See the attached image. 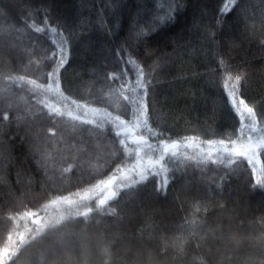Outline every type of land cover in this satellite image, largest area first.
<instances>
[{
	"label": "trees",
	"instance_id": "1",
	"mask_svg": "<svg viewBox=\"0 0 264 264\" xmlns=\"http://www.w3.org/2000/svg\"><path fill=\"white\" fill-rule=\"evenodd\" d=\"M222 4L223 0H0V117L8 116L0 119V252L5 247L13 250L8 240L11 222H2L5 216L34 211L59 195H84L82 189L95 181L88 175L82 179V173L90 171L89 165H98L96 157L107 156L113 147L103 138L88 137L87 143H81L70 121L43 118L38 101L63 109L60 98L50 93L34 96L29 91L32 86L23 88L25 83L8 77L42 83L50 70L45 57L56 47L53 41L66 38L68 62L60 72L64 94L81 102L91 99L93 108H106L115 115L122 109L113 106L111 89L135 78L134 68L126 63L134 57L146 73L155 67L149 86L152 127L172 139L198 136L197 143L209 149L203 141L234 134L238 127L221 86V58L235 71L247 73L244 96L264 113V46L260 44L264 0H237L220 18ZM45 21L62 36L36 32L35 27H44ZM85 46L86 52L97 51L95 57L83 56ZM111 74H119L120 81H110ZM101 114L89 113L88 118L99 121ZM197 151L181 148L188 155ZM222 155L214 153V158ZM38 161L47 162L57 176L60 168L76 165L63 185L55 179L56 188L65 191L53 188ZM255 162V175L244 161L217 162L203 170L190 166L149 177L143 191L130 197L122 192L119 202L109 203L116 216H97L99 223L69 226L63 239L58 233L43 245L28 246L17 264H40L38 258L55 241L66 245L64 251L43 264H105L100 251L105 242L111 245L109 264H194L207 258L208 248L215 253L209 264H264V188L256 186L257 178L264 179L260 176L264 154ZM165 178L169 183L157 193ZM88 194L94 196L95 191ZM66 207L50 206L53 215ZM23 220L21 229L14 231L16 242L21 232L28 238L26 228L37 227L31 218ZM189 221H195L194 232ZM210 231L228 239L214 241L206 235ZM201 238L204 244L197 247ZM232 238L239 240L238 248L232 247ZM177 241L182 252L173 247ZM165 246L167 251H162Z\"/></svg>",
	"mask_w": 264,
	"mask_h": 264
},
{
	"label": "snow or ice",
	"instance_id": "2",
	"mask_svg": "<svg viewBox=\"0 0 264 264\" xmlns=\"http://www.w3.org/2000/svg\"><path fill=\"white\" fill-rule=\"evenodd\" d=\"M237 0H223L220 8V18H223L231 11ZM49 31L53 34H58L57 29L49 27L45 21L44 27H35V31L44 33ZM58 35L62 36V33ZM138 36L144 33H137ZM56 47L52 53L45 57L50 61L49 71L43 74L42 83H37L36 79H26L24 76L18 78L8 77V79L22 81L23 83L32 86L29 91L35 96L41 93H50L53 96H58L63 104L61 107H51L44 103L43 100L38 101L43 105L40 109L43 118L49 119L54 123L60 120L70 121L72 131L77 133L81 143H87L88 137L93 139L103 138L110 141L113 146L105 157H96L98 165H89L90 171L82 173L88 175L94 183L90 184L89 189H82L84 195L80 192L70 193L69 196L59 195L55 199H51V205L63 204L67 207L64 210L57 211L48 219L41 216L42 212H47L49 205L44 204L41 207L33 210H26L19 215V219L31 218L32 223L37 225L34 229L26 228L29 233L28 238L21 232L18 242H13V250L5 247L0 252V264H17V261L23 255L24 250L32 244L43 245L45 241L60 234L63 239L64 229L69 226L89 225L97 216H116L115 208H110L109 203L117 201L124 193L125 197L134 195L137 191H143L145 182L149 177L161 176L169 171H183L185 167L195 166L203 170L208 164H231L246 161L251 167L252 173L256 174V157L264 154V113L257 111L256 107L251 105L244 96V91L247 88L248 76L246 72L235 71L233 66L223 58L218 61L221 68L220 80L222 90L227 98L230 110L238 117V127L233 133H226L223 138L214 140H205L203 144L210 146L205 149L201 143H197L200 138L198 136H184L179 139H172L165 132L153 128V118L149 111V86L152 83V73L155 72V67L150 68L146 73L143 66L129 56L126 63L134 68L135 78L129 82L125 79L118 86H113L111 89L113 97V106L117 109H122L121 113L113 115L105 109L93 108L91 105L94 102L91 99L81 100L73 98L71 95H65L61 87L60 72L68 62L67 56V39L63 38L59 41H53ZM264 46V40L260 41ZM158 66V65H157ZM110 81H120L119 74H111L108 78ZM130 93V94H129ZM123 101V103H120ZM89 113L97 116L103 113L99 121L91 119ZM124 114L128 119L124 118ZM0 119L7 120L5 114ZM90 125L91 127H84ZM51 131V130H50ZM111 133V135H109ZM53 135L55 132L53 131ZM198 149L194 155H188L181 152V148ZM214 153H223L219 159L214 158ZM225 156L227 159H225ZM238 158L233 160L232 157ZM47 161V158H45ZM78 163V162H77ZM38 166L44 168V175L52 181L53 188L57 192H63V187L56 188L55 179H59L61 184L68 181L69 173L73 172V163H69L66 167L60 168L57 173L50 172L47 162L41 163L38 161ZM108 169L105 174V169ZM264 176V171L260 173ZM169 183L165 178L160 182L155 191L162 193ZM256 186L264 188V179L257 178ZM95 191V195H89V191ZM51 196V193H49ZM71 197H78L73 199ZM199 211V208H197ZM16 216L9 214L3 218L2 222H11ZM195 221H189V227L194 232ZM192 233H190L191 235ZM212 239L224 241L227 238L225 234L216 237L214 233H207ZM119 239V238H117ZM235 247H239V240L232 238ZM12 240V236L8 237ZM202 243L197 247H202ZM66 245L61 241H55L46 249L38 258L40 264H43L49 257L55 260L65 249ZM173 247L176 251L182 252L183 245L177 241ZM111 245L105 242L100 251L105 258V264H109L111 258ZM162 251H167L165 246ZM215 253L211 248H208L207 258L200 257L194 264H209Z\"/></svg>",
	"mask_w": 264,
	"mask_h": 264
},
{
	"label": "rangeland",
	"instance_id": "3",
	"mask_svg": "<svg viewBox=\"0 0 264 264\" xmlns=\"http://www.w3.org/2000/svg\"><path fill=\"white\" fill-rule=\"evenodd\" d=\"M96 4V3H95ZM255 22V21H254ZM88 46V45H87ZM86 46L83 48V52H84V54H83V56L85 55V56H94L95 57V54H96V52L97 51H95V52H86ZM8 51V50H7ZM99 51V50H98ZM102 51H104V49L102 48ZM90 53V54H89ZM2 55H4V56H6V52H3V53H1ZM82 54V53H81ZM89 54V55H88ZM190 55H191V53H189ZM173 81V80H172ZM160 83H166V84H168L169 82L168 81H159ZM19 83H21V82H19ZM27 84H24L23 85V88L26 86ZM103 116V113L100 115V117H102ZM35 143H36V141H34ZM51 199H55V198H49L48 200H47V202H46V204H48L49 205V208H48V211L47 212H42L41 213V216H43L44 218L45 217H47V219L51 216V215H53V211H51V208H50V206H51ZM57 206H59V205H57ZM35 211V210H34ZM16 216V218L14 219V220H12L11 221V227H10V230H9V236L11 235L12 236V240H9V246H11L12 244H13V242H14V240H13V238H14V231H19L20 229H21V227H22V225L24 224V220L23 219H19V216L18 215H15ZM234 246V248H236L235 247V244L234 245H232V247ZM75 259V258H74ZM75 264V263H74Z\"/></svg>",
	"mask_w": 264,
	"mask_h": 264
}]
</instances>
